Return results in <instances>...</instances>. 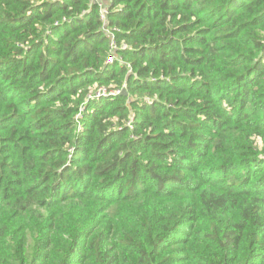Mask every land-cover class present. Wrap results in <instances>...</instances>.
Segmentation results:
<instances>
[{
	"label": "trees",
	"instance_id": "trees-1",
	"mask_svg": "<svg viewBox=\"0 0 264 264\" xmlns=\"http://www.w3.org/2000/svg\"><path fill=\"white\" fill-rule=\"evenodd\" d=\"M102 3L0 0V264H264V0Z\"/></svg>",
	"mask_w": 264,
	"mask_h": 264
},
{
	"label": "built area",
	"instance_id": "built-area-1",
	"mask_svg": "<svg viewBox=\"0 0 264 264\" xmlns=\"http://www.w3.org/2000/svg\"><path fill=\"white\" fill-rule=\"evenodd\" d=\"M38 1H43V0H38ZM51 1H57V0H51ZM90 2H95V3H97L98 5H99V8H100V12L102 13V16H103V14L104 13H106V9H105V6H104V4L102 3V0H90ZM84 14V12H82L81 13V16ZM64 20H65V18H62V22H64ZM65 22H70V20H67V21H65ZM64 22V23H65ZM55 24H57V21H55ZM111 58H109V60H110ZM99 92H100V90H99ZM98 94V91L97 92H95V95H97Z\"/></svg>",
	"mask_w": 264,
	"mask_h": 264
},
{
	"label": "water",
	"instance_id": "water-1",
	"mask_svg": "<svg viewBox=\"0 0 264 264\" xmlns=\"http://www.w3.org/2000/svg\"><path fill=\"white\" fill-rule=\"evenodd\" d=\"M122 94H125L126 93V90L123 88V89H121V91H120Z\"/></svg>",
	"mask_w": 264,
	"mask_h": 264
},
{
	"label": "rangeland",
	"instance_id": "rangeland-1",
	"mask_svg": "<svg viewBox=\"0 0 264 264\" xmlns=\"http://www.w3.org/2000/svg\"><path fill=\"white\" fill-rule=\"evenodd\" d=\"M98 90H96L95 92H97Z\"/></svg>",
	"mask_w": 264,
	"mask_h": 264
}]
</instances>
